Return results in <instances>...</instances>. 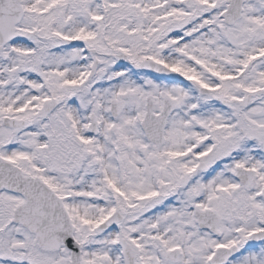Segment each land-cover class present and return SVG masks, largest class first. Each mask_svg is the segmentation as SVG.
I'll use <instances>...</instances> for the list:
<instances>
[{
	"label": "snow or ice",
	"instance_id": "obj_1",
	"mask_svg": "<svg viewBox=\"0 0 264 264\" xmlns=\"http://www.w3.org/2000/svg\"><path fill=\"white\" fill-rule=\"evenodd\" d=\"M0 264H264V0H0Z\"/></svg>",
	"mask_w": 264,
	"mask_h": 264
}]
</instances>
